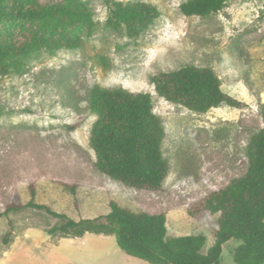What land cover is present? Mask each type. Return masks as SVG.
I'll return each instance as SVG.
<instances>
[{
    "label": "rangeland",
    "instance_id": "1",
    "mask_svg": "<svg viewBox=\"0 0 264 264\" xmlns=\"http://www.w3.org/2000/svg\"><path fill=\"white\" fill-rule=\"evenodd\" d=\"M81 1L96 21L82 47L35 51L22 73L0 81V211L28 202L34 184L37 202L75 219L105 215L112 200L135 211L166 212L169 237L204 233L207 252L218 214L193 218L187 208L248 170L253 137L264 126V0H230L207 16L184 14L185 0H140L161 14L137 37L107 24L115 0ZM188 64L213 67L223 90L243 105L197 112L159 95L152 77ZM96 84L151 93L166 132L169 173L163 190L124 184L97 167L90 144L97 118L90 93ZM8 218L14 240L36 228L30 233L48 254L54 248L74 258L81 249L95 264H153L126 253L113 235L87 233L83 242L65 237L57 243L48 229L58 218L33 207L0 217V264L11 245L3 242ZM241 243L232 238L223 245L221 264H236L233 253Z\"/></svg>",
    "mask_w": 264,
    "mask_h": 264
},
{
    "label": "trees",
    "instance_id": "2",
    "mask_svg": "<svg viewBox=\"0 0 264 264\" xmlns=\"http://www.w3.org/2000/svg\"><path fill=\"white\" fill-rule=\"evenodd\" d=\"M229 1L185 0L180 7L186 15L207 16L221 11ZM110 7L107 24L117 31L125 30L130 37L141 35L161 14L157 6L140 0H115ZM95 29L94 14L81 0H0V81L11 73H22L33 52L80 48ZM152 82L159 95L197 112L222 104L243 105L223 90L221 78L211 66L188 64L161 71ZM90 108L97 115L90 135L97 167L124 184L163 190L169 173L164 155L166 132L151 93L96 84L91 89ZM262 113L264 118V104ZM249 155L246 173L187 208L193 218L205 212L218 214L215 242L207 252L204 233L169 237L166 212L135 211L112 200L105 215L75 219L37 202L34 184L28 202L9 203L0 211V217L27 207L45 209L58 218L48 229L50 234L113 235L126 253L153 264H221L223 245L236 238L242 240L233 253L236 264H263L264 126L254 135ZM8 222L5 245L14 241V221L8 218Z\"/></svg>",
    "mask_w": 264,
    "mask_h": 264
},
{
    "label": "crops",
    "instance_id": "3",
    "mask_svg": "<svg viewBox=\"0 0 264 264\" xmlns=\"http://www.w3.org/2000/svg\"><path fill=\"white\" fill-rule=\"evenodd\" d=\"M35 230L36 228H30L23 237L16 238L4 252L1 264H95V262L86 258L85 253L81 249L73 256L75 259L63 253L56 252L54 248L50 249L49 254L44 252L41 246L42 241L37 238L36 234L30 233L35 232ZM86 234L79 237L57 235L53 237L57 243L67 238L83 242L87 237ZM76 247L78 246L76 245Z\"/></svg>",
    "mask_w": 264,
    "mask_h": 264
}]
</instances>
